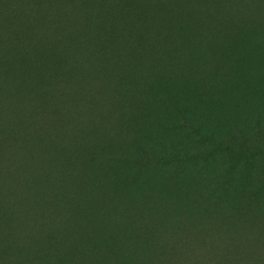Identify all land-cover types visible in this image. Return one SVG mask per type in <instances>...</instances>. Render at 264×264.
Instances as JSON below:
<instances>
[{
    "label": "rangeland",
    "instance_id": "1",
    "mask_svg": "<svg viewBox=\"0 0 264 264\" xmlns=\"http://www.w3.org/2000/svg\"><path fill=\"white\" fill-rule=\"evenodd\" d=\"M171 2L4 73L0 264H264V0Z\"/></svg>",
    "mask_w": 264,
    "mask_h": 264
},
{
    "label": "trees",
    "instance_id": "2",
    "mask_svg": "<svg viewBox=\"0 0 264 264\" xmlns=\"http://www.w3.org/2000/svg\"><path fill=\"white\" fill-rule=\"evenodd\" d=\"M157 1L166 6L167 10H160L159 4L154 0H16V3L12 0H0V37L6 34V42L0 39V89L16 84L18 78H6L4 73L14 69L19 71L15 67L18 59L26 62L37 60L50 42H57L61 52L70 53L74 49L88 58L102 54L105 43L114 39L111 31L106 28L102 31L104 24L109 28H118L117 32L121 33L116 41L122 45L128 30L122 27V23H131L134 27L139 22L141 7L150 10L148 15L151 19L176 12L171 0ZM128 4L133 5V9L122 17L119 13L123 8L126 10ZM134 31L135 28L130 32ZM88 40L93 41V44L89 42L83 45ZM97 57L98 55L95 58ZM8 108L0 102V131L10 126V120L17 115ZM189 114L194 117L193 113ZM17 142L14 131L0 134V164L7 162L17 165L27 149L30 154L26 141L20 139L21 143L16 144ZM6 169L8 168L0 167V188L7 186ZM30 172L35 173L36 169L31 168Z\"/></svg>",
    "mask_w": 264,
    "mask_h": 264
}]
</instances>
